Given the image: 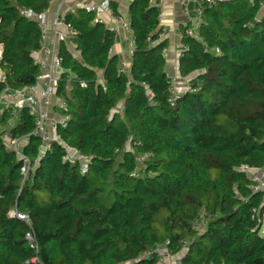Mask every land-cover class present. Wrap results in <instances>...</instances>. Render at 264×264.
I'll list each match as a JSON object with an SVG mask.
<instances>
[{
    "label": "trees",
    "instance_id": "obj_1",
    "mask_svg": "<svg viewBox=\"0 0 264 264\" xmlns=\"http://www.w3.org/2000/svg\"><path fill=\"white\" fill-rule=\"evenodd\" d=\"M56 1L0 0V96L37 85L41 26L24 12ZM152 1L129 7L128 71L114 31L83 9L63 17L79 56L60 44L67 126L46 149L27 108L0 111V264H160L147 254L166 243L181 264H264V191L242 172L264 170V0L217 1L196 34L181 28L178 77L198 75L175 105ZM5 136L27 139V175Z\"/></svg>",
    "mask_w": 264,
    "mask_h": 264
},
{
    "label": "built area",
    "instance_id": "obj_2",
    "mask_svg": "<svg viewBox=\"0 0 264 264\" xmlns=\"http://www.w3.org/2000/svg\"><path fill=\"white\" fill-rule=\"evenodd\" d=\"M183 4H186L187 0H181ZM227 2L234 0H200L198 5V17L201 19V16L204 11V7L206 5H212L215 2ZM166 0H153L152 5L161 9L163 8ZM80 9L85 10L88 13L93 14L95 17L96 23H104V18L107 15H111L114 18L116 27L112 28L116 34L120 33L121 30L128 33L125 40L129 43L130 49L134 48V39L131 32L129 21L121 16H117L111 9L109 1L98 2L96 0H84L80 4ZM261 12H264V1L261 5ZM25 15L29 17H33L37 21L40 22L41 26V41H40V49L34 52V65L37 66L41 71L45 69H61L63 60L58 55L49 49L46 45V38L48 36L49 30L46 26H44V14L40 16L34 15L31 11H25ZM165 28L160 27V34L158 41L162 39L165 35ZM193 35V31L189 32ZM76 35V31L73 27L66 23L63 18H58L54 23V36L57 41L61 43H65L66 45H71V39ZM179 39H182V35L180 34ZM180 50H184V46L180 45ZM216 52L219 53V50L216 49ZM1 54V48H0ZM1 57V56H0ZM48 57H52V61L49 62ZM122 69L125 70L126 67L122 66ZM177 75L171 76V87H170V102L175 105L177 97L181 94V91L178 87V71ZM57 84L58 82L50 81L46 84V88L43 91H38L35 86L29 87L20 91H16L13 93H4L0 96V111L2 109L8 108L11 105L16 107H25L28 110V114L34 119V131L33 135L38 136L43 141V147L46 149L48 147V143L53 141L57 137L58 127L61 126L65 128L66 118H54L50 115L49 109L53 107V100L57 96ZM191 87L188 89L190 90ZM197 91L201 90V86H198ZM60 108L65 110L66 101L62 99ZM15 119L14 115H12V120ZM5 141L7 145L15 150L18 155L24 159L25 166L22 169V172L27 175V171L30 167L28 160L21 155L20 149L27 144V139L22 140H12L8 136H5ZM81 169H85V165L81 166ZM242 172L246 173L250 176L257 184L255 187L256 191H264V170H253L247 167L242 168ZM255 175H258L255 177ZM13 216H17L19 219L25 220L26 217L19 214L13 213ZM207 226V221L202 216L194 225L195 230L203 232ZM28 241H32L31 237L27 236ZM168 243L162 246H157L152 253L147 254V257H150L152 254H158L161 262L162 260H167L173 258L175 260L174 264H181L180 260L176 257H173L169 254L167 250Z\"/></svg>",
    "mask_w": 264,
    "mask_h": 264
},
{
    "label": "crops",
    "instance_id": "obj_3",
    "mask_svg": "<svg viewBox=\"0 0 264 264\" xmlns=\"http://www.w3.org/2000/svg\"><path fill=\"white\" fill-rule=\"evenodd\" d=\"M84 0H59L53 2L49 9L44 13V26L49 30L46 38V45L51 49L56 56L59 55L60 43L54 36V23L58 18H63L66 14H75L80 9V4ZM98 2L109 1L117 5V11L119 16L128 20L129 7L132 0H96ZM200 0H187L186 4H183L181 0H166L160 15V26L165 28L166 33L162 37L161 41L167 40L168 47L166 50V71L171 75H177L179 66V58L181 55L180 45L181 40L179 36L181 34L182 27H190V31L194 34L197 33L200 18L198 17V5ZM261 17H264V12L260 11ZM129 21V20H128ZM104 24L106 27L112 30L116 27L114 18L111 15H107L104 18ZM128 33L123 30L116 34V40L112 49V54L119 57L122 66L126 67V71L129 70L131 63L132 49H130L129 43L125 40ZM69 50L74 52L75 56H79L75 52V48L69 45ZM49 62L52 61V57H48ZM62 70L57 69H45L42 70L41 76L38 78L37 85L35 86L38 91H43L46 88V84L50 81L58 82L61 78ZM198 74H194L186 79L179 78L178 87L181 89V93L188 91V89L196 82ZM183 88V89H182ZM62 99L55 97L53 100V107L49 109V113L54 118H63L60 108ZM69 157L72 159L81 158L79 154L73 150L69 151ZM82 159V158H81Z\"/></svg>",
    "mask_w": 264,
    "mask_h": 264
},
{
    "label": "rangeland",
    "instance_id": "obj_4",
    "mask_svg": "<svg viewBox=\"0 0 264 264\" xmlns=\"http://www.w3.org/2000/svg\"><path fill=\"white\" fill-rule=\"evenodd\" d=\"M194 82V81H193ZM192 82V84H193ZM179 85V84H178ZM183 89V88H182ZM179 90L181 91V89L179 88ZM258 175H255V177ZM263 231H264V221H263V227H262ZM175 260L173 258L167 259V260H162V262L160 264H174Z\"/></svg>",
    "mask_w": 264,
    "mask_h": 264
}]
</instances>
